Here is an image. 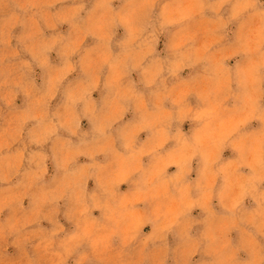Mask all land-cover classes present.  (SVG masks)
<instances>
[{
  "label": "clouds",
  "instance_id": "obj_1",
  "mask_svg": "<svg viewBox=\"0 0 264 264\" xmlns=\"http://www.w3.org/2000/svg\"><path fill=\"white\" fill-rule=\"evenodd\" d=\"M0 264H264V0H0Z\"/></svg>",
  "mask_w": 264,
  "mask_h": 264
}]
</instances>
